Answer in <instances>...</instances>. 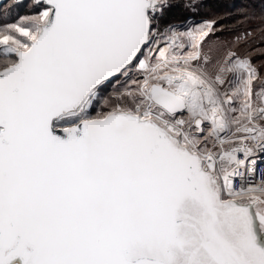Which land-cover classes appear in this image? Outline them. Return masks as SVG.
I'll use <instances>...</instances> for the list:
<instances>
[{"label":"snow or ice","instance_id":"1","mask_svg":"<svg viewBox=\"0 0 264 264\" xmlns=\"http://www.w3.org/2000/svg\"><path fill=\"white\" fill-rule=\"evenodd\" d=\"M0 264H264V0L8 5Z\"/></svg>","mask_w":264,"mask_h":264},{"label":"trees","instance_id":"2","mask_svg":"<svg viewBox=\"0 0 264 264\" xmlns=\"http://www.w3.org/2000/svg\"><path fill=\"white\" fill-rule=\"evenodd\" d=\"M250 3H252V0H230L229 2H227L226 0H211L206 5L209 8V11H213V12H225V11L235 12L237 9L244 7Z\"/></svg>","mask_w":264,"mask_h":264},{"label":"rangeland","instance_id":"3","mask_svg":"<svg viewBox=\"0 0 264 264\" xmlns=\"http://www.w3.org/2000/svg\"><path fill=\"white\" fill-rule=\"evenodd\" d=\"M211 0H204L205 4H207L208 2H210ZM227 2H229L230 0H226ZM14 1L13 0H9L6 4H4L2 7H1V10H0V15L3 14V12L8 8V5L10 4H13ZM209 9V8H208ZM18 11L23 14L24 12V8H23V5H21L18 9ZM17 13V9L13 8L12 9V15L15 16Z\"/></svg>","mask_w":264,"mask_h":264},{"label":"water","instance_id":"4","mask_svg":"<svg viewBox=\"0 0 264 264\" xmlns=\"http://www.w3.org/2000/svg\"><path fill=\"white\" fill-rule=\"evenodd\" d=\"M7 1H9V0H0V7L3 5V4H5ZM15 1V0H14Z\"/></svg>","mask_w":264,"mask_h":264}]
</instances>
